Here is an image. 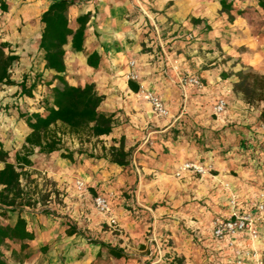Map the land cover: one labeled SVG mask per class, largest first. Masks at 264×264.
<instances>
[{
	"label": "crops",
	"instance_id": "obj_1",
	"mask_svg": "<svg viewBox=\"0 0 264 264\" xmlns=\"http://www.w3.org/2000/svg\"><path fill=\"white\" fill-rule=\"evenodd\" d=\"M3 1L8 5V13L0 10L3 14L0 16V43L12 44V54L18 57L11 65L18 75L17 78L10 76L15 81L21 74L43 69L38 53L39 17L50 0ZM219 1L75 0L76 5L69 9L70 21L87 12L91 16L83 51L73 52L70 43L64 46V77L71 86L94 84L97 92L104 96L99 110L114 114L116 124L109 135L92 139L100 144L89 145L88 152L92 155L86 158L76 150L80 146L77 140L69 136L64 139L72 145L68 149L74 153L72 161L60 157L64 151L61 149L48 155L45 160L49 162L43 166L37 161L40 159L38 150H34L30 156L33 165L26 169H41L51 176L62 192L63 204L52 202L43 209H26L22 216L34 239L25 248L20 242L5 241L0 245L1 264H147L148 258L138 249L140 244L147 243L145 233L151 227L155 228L156 239L164 233L179 244L188 241L187 256L178 255L183 264H236L238 258L242 264H264V220L256 221L261 235L257 242L245 235L233 241H215L211 232L214 219L229 217L231 200L237 202L241 212L255 214L252 206L264 197V161L249 154L252 141L245 143L250 149L248 152L243 151L238 142L239 138L252 140L254 132H260L261 124L256 117L264 113V104L250 106L231 93V87L226 88L225 98L228 102L235 101L244 116H240L243 120H236L238 125L224 128L231 116L208 120L201 107L208 96L194 95L197 92L190 89L185 99L181 97L177 87V73L181 68L173 64L180 43L179 28L186 27L195 34L202 25L206 27L208 39L227 33L223 29L227 16L219 15ZM191 19H199L201 23L190 24ZM238 28L245 35L247 29L233 27ZM256 33L264 38V29ZM238 36L243 37L239 33ZM257 43V39L252 43L243 40L245 50L238 57L242 64L264 73L261 60L264 45ZM223 50L230 51L225 45ZM92 54L97 56L96 67L87 64ZM130 72L137 74L138 83H133L139 86L140 92L134 93L129 88L126 74ZM49 74L52 73L44 72V75ZM201 77L208 79L207 75ZM207 84L209 91L215 90L214 81L207 80ZM9 88L16 95L4 96L1 100L2 106L8 105L9 109L0 110V145L8 152L14 147L15 155L29 130L22 121V124L18 122V88L15 85ZM143 89H155L169 117L160 118L153 113L150 104L141 98ZM192 113L203 116L202 120H194L202 128L223 130L225 151L219 154L207 151L200 155L193 143L170 137L169 129ZM121 138L125 150H132L131 161L125 168L101 158V148L117 147ZM166 150L169 153L165 154ZM188 161L204 164L214 173L197 176L181 170L182 164ZM77 182H82L84 187L78 188ZM97 196L108 202V214L95 208ZM12 215L10 224L16 218V213ZM108 217L115 218L118 227L115 231L119 234L113 233ZM70 226L83 235H66ZM185 229L192 235H183ZM90 240L121 248L126 257L114 259Z\"/></svg>",
	"mask_w": 264,
	"mask_h": 264
},
{
	"label": "trees",
	"instance_id": "obj_2",
	"mask_svg": "<svg viewBox=\"0 0 264 264\" xmlns=\"http://www.w3.org/2000/svg\"><path fill=\"white\" fill-rule=\"evenodd\" d=\"M219 4L221 12L226 13L232 21V0H220ZM74 5L75 0H50L47 9L39 17L41 32L38 53L43 62V69L27 72L18 83L10 79L8 72L18 57L11 51L5 54L4 49L8 48L9 44L0 43V84L17 86L20 103L22 98L37 103V108L32 112L17 113L18 120L25 124L29 133L24 138L21 150L13 156V162L8 161L9 152L3 150L0 145V245L8 240L20 242L21 247L25 248L26 244L34 239V234L28 230L22 213L26 209L35 208L38 202L33 200L30 192L25 191L21 182L22 177L27 176L25 169L33 165L30 156L34 150L37 149L42 155H50L62 149L64 136L75 138L82 143L84 140L109 135L116 124L114 114L102 113L99 110L104 96L97 92L94 84L76 87L69 85L65 80L64 46L70 43L73 52L83 51L85 31L91 16L87 12L78 15L73 22L70 21L69 9ZM257 5L264 12V0H257ZM0 10L7 11L3 0H0ZM192 21L201 22L199 19ZM96 59L95 54L88 56L87 64L96 67ZM45 71L52 74L44 75ZM221 77L225 80L228 74L223 72ZM235 77L233 93L241 95L248 105L264 104V74L243 66L242 70L235 73ZM128 86L134 93L139 91V86L133 82L129 81ZM222 131L220 130L221 136ZM222 142L224 146V140ZM238 142L242 144L243 151L248 148L245 144L249 142L248 139L239 138ZM225 150L226 148H223L222 151ZM101 152V158L119 168L127 167L131 161L132 150H125L123 138L117 147H102ZM73 155V152L64 150L60 157L72 161ZM13 213H16L14 223H3L11 219ZM75 233L83 235L72 226L66 230L68 236ZM90 241L100 245L114 259L126 257L121 248L97 240ZM165 264H183V261L173 258Z\"/></svg>",
	"mask_w": 264,
	"mask_h": 264
},
{
	"label": "rangeland",
	"instance_id": "obj_3",
	"mask_svg": "<svg viewBox=\"0 0 264 264\" xmlns=\"http://www.w3.org/2000/svg\"><path fill=\"white\" fill-rule=\"evenodd\" d=\"M233 10L231 14L233 15V20L230 21L228 19V15L224 12L218 11L219 15L221 13H224L227 16L225 28L227 30V33L223 32L222 36L217 35L213 39H208L206 36L207 31L205 30L206 27H203L201 25L200 29H197V33H193L192 30H187L186 27L179 28V39L180 42L178 44V50L175 51L174 56V65L175 68H181L180 71L177 73L178 76V82L177 87L178 90L181 92V97L185 99V95L189 94V90L193 89L197 93H193L194 95L198 96H208L209 99L201 106L203 107L205 111V116L208 120L215 121L220 116L230 115L228 119L230 120L228 123L225 122V127H231L238 125L236 123V120H243L241 117L244 116L243 112L239 111V107L236 104V102L230 100L227 101V98H225V92L226 88L231 87V93H233L232 85L236 81L235 73L239 70H242L244 67H249L246 64H242L240 62V58L238 55H240L245 50V45L243 44V40L254 42V39L258 40L257 45H264V38H260L257 35L256 32L264 29V12H262L261 9H259L257 5V0H232ZM8 7V5H7ZM5 13H8V9ZM3 14H0V16ZM6 16V15H5ZM236 20L238 23H236ZM190 24L193 23L192 19L189 22ZM201 23V22H200ZM200 23H193V24H200ZM235 23V24H234ZM233 25V26H232ZM240 26V28H246L247 31H245V35L243 34L240 29H233V27ZM238 33L242 36H238ZM5 34V33H4ZM200 37H202L200 39ZM252 37V39L250 38ZM2 43V42H1ZM9 44V43H8ZM227 46L230 50L229 52H226L223 50V47ZM12 44H9V47L4 49V53L8 54L10 51H12ZM262 62H264V56L261 58ZM183 68V69H182ZM251 68V67H250ZM11 70V73L9 75L13 78H17V74ZM252 70L259 74L261 73L258 70H255L252 68ZM9 72V71H8ZM227 73L228 78L222 79L221 73ZM27 73V72H26ZM21 74V78L15 79V83H18L21 81L22 77L26 74ZM207 75L208 79H203L201 76ZM45 78L48 77L45 76ZM189 78H197L201 83V88L193 87L191 85H188L187 80ZM207 80L214 81L215 84V90L209 91L210 88L207 89ZM45 82V81H44ZM45 83H42L44 85ZM213 83H209V85H212ZM10 86L4 85L2 87V84H0V110L5 108L9 109L8 105L2 106L1 100L5 97H13L16 95L12 90V88H9ZM18 88V87H17ZM9 90V91H8ZM19 91V88L17 89ZM141 89L139 88V92ZM144 92H151L155 93V89L151 90H145ZM156 94V93H155ZM235 94V93H233ZM236 95V94H235ZM241 97V95H238ZM159 97V96H158ZM143 98V96H141ZM242 98V97H241ZM224 101L225 106L222 112H216L215 106L219 101ZM196 107L198 105H195ZM254 107L260 106V104L255 103L253 105ZM12 107V106H11ZM14 107V106H13ZM18 112H32L34 109L37 108V103H33L31 99H21V103L16 106ZM228 111V113H227ZM197 113H192V115L188 116L186 115L185 118H182L180 122L176 126H172L169 129L170 137L174 138L175 140L187 141L189 143H193L194 147L197 148L199 151V154L210 151L212 154L214 153H222L223 147L221 143L222 141V134L219 130L214 129H205L202 128L200 125L196 124L194 120H202L203 116L196 115ZM169 115V113H168ZM199 116V117H198ZM169 117V116H167ZM166 118V117H165ZM257 122H260V132H254V136H252V140L249 138L248 141H252L250 146L252 147V154L251 156L260 157L264 161V113H261V115H257ZM18 120H16L17 122ZM15 122L14 125H16L17 129L20 131L19 125ZM21 123V120L18 121ZM22 124V123H21ZM179 137V139H177ZM93 138L87 140H84L82 143H80L77 139V142L80 144L79 148L76 150H80L84 156L87 157L92 154L88 152L89 145H92L93 147L100 144L99 141H93ZM62 150H68L72 145H69L67 141L62 138ZM16 146V143H15ZM15 148L12 147V149L9 151V158L8 161L13 162V156H14V150ZM21 148L17 152H19ZM250 149L246 148L244 151L248 152ZM257 150V152H255ZM74 151V150H73ZM169 153L168 150H166L165 154ZM40 158L37 160L38 162H41L44 166L45 163H48V160H45V158L49 157L48 155H38ZM202 159L201 161H203ZM186 163H192L200 165L204 171L202 174H195L197 176H202L205 174H211L214 173V171H210V169H207V166L204 164H201L199 162H184L182 166ZM181 166V167H182ZM181 169V168H180ZM58 171V170H57ZM27 176L22 177V185L25 189V191L30 192L32 195V198L37 203L36 207H39L40 209H43V206H49L50 203L55 202L56 204L62 205V197L60 196L62 192L56 184V181H53L51 176H48L47 173H45L41 169H26ZM59 172V171H58ZM191 172V171H189ZM134 187V186H133ZM64 194V193H63ZM13 216L11 214V219L4 221L3 223H12ZM221 219V218H219ZM154 219H151L153 221ZM216 219L213 220V227L216 223ZM186 222V221H185ZM184 222H181V225H183ZM112 229V228H111ZM113 233L119 234V231H115L114 229ZM213 230V228H212ZM211 230V232H212ZM169 234V231H167ZM183 235H186V237L192 235L191 231L189 229H185L182 233ZM146 236V244L142 245L140 244V248L138 251H141L140 253L142 255H145L148 259L147 264H165L167 261L172 260L173 258H180L178 255L181 254H188V241L184 240V242H181L179 244L178 240L166 236V234H162L160 237L157 235V239L155 238V228H149L148 231L145 233ZM137 251V252H138ZM254 252V251H252ZM180 254V255H181ZM179 255V256H180ZM182 259V258H180ZM183 261V259H182Z\"/></svg>",
	"mask_w": 264,
	"mask_h": 264
},
{
	"label": "built area",
	"instance_id": "obj_4",
	"mask_svg": "<svg viewBox=\"0 0 264 264\" xmlns=\"http://www.w3.org/2000/svg\"><path fill=\"white\" fill-rule=\"evenodd\" d=\"M132 65V64H131ZM127 81L138 83V76L134 72L126 74ZM188 85L193 87L201 88V83L197 78H189L187 80ZM143 98L150 104L153 113L160 118H165L168 116V110L161 100L155 93L142 92ZM224 101H219L215 106L216 112H222L224 109ZM181 170L191 171L195 174H202L204 169L197 164L186 163L182 166ZM78 188H83L84 184L82 182H77ZM231 207V212L228 218L219 219L216 221L213 230L212 238L215 241H233L237 236L245 235L249 240L257 242L260 240L261 235L259 229L256 225L257 220H264V197L260 198L253 206L252 209L255 210V214L250 212H241L237 207V202L231 200L229 202ZM95 208L104 214L109 213V204L105 198L97 196L94 198ZM108 225L117 230V222L115 218L108 217ZM236 264H242L241 259H237Z\"/></svg>",
	"mask_w": 264,
	"mask_h": 264
}]
</instances>
